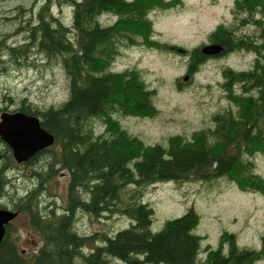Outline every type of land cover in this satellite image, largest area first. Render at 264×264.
<instances>
[{
  "label": "trees",
  "instance_id": "1",
  "mask_svg": "<svg viewBox=\"0 0 264 264\" xmlns=\"http://www.w3.org/2000/svg\"><path fill=\"white\" fill-rule=\"evenodd\" d=\"M182 2L32 0L16 5L12 18H18V25L0 34V76L25 67H58L65 95L49 104L26 93L0 97V112L35 115L54 136L51 145L21 162L0 137V208L26 213L42 240L25 255L8 222L0 264H250L261 256L259 250L240 246L236 233L227 230L215 245H203L200 216L192 207L153 230L154 208L140 199L147 185L168 180L226 177L245 189L264 187L251 159L255 151H264V0H233L238 22L220 23L209 33L211 41L223 45L221 54L238 49L255 54L248 68L222 69L219 84L233 105L214 112L211 125L151 143L122 124L124 117L158 111L155 90L137 69L113 68L126 47L144 43L186 54L190 76L210 58L198 46L152 37L150 12ZM56 4L70 7V20L54 10ZM105 14L115 19L107 23L101 18ZM238 23H252L258 32L238 33ZM18 32L22 38L10 41ZM21 166L28 170L16 171ZM61 170L69 174L63 202L48 189L49 179ZM99 215H121L129 222L113 230L81 229L83 217Z\"/></svg>",
  "mask_w": 264,
  "mask_h": 264
},
{
  "label": "rangeland",
  "instance_id": "2",
  "mask_svg": "<svg viewBox=\"0 0 264 264\" xmlns=\"http://www.w3.org/2000/svg\"><path fill=\"white\" fill-rule=\"evenodd\" d=\"M31 1L0 0V34L12 31L18 25V18H12L18 12L16 5L27 6ZM232 6L233 0H183L177 7L155 9L150 12L154 27L152 37L181 47L201 48L212 42L209 33L218 24L231 26L238 22ZM54 10L70 20L69 6L60 8L56 4ZM101 18L107 23L115 19L110 14ZM242 31L255 35L258 27L252 23H238L237 32ZM22 36L23 33L18 32L9 40H18ZM254 56L252 51L244 49L212 55L190 76L186 71V54L144 43L126 47L115 60L113 68L137 69L146 84L154 88V103L158 111L154 115L124 117L122 124L145 142H165L166 137L173 133L190 136L193 130L211 125L214 112L232 104L219 84L222 69L226 66L248 68ZM38 66H42L40 62ZM7 92L15 95L26 93L37 101L49 104L64 97V75L58 67L46 70L25 67L0 76V97ZM251 159L255 163V171L264 178V151H255ZM17 170L26 171L28 167L21 166ZM68 177L67 170H61L48 181V189L62 202L66 197ZM20 181L21 178L16 176L15 182ZM140 199L154 208L153 230L160 229L165 219L181 215L192 207L200 216L197 230L204 236L203 245H215L224 230L232 231L236 233L240 246L259 250L261 256L250 264H264V187L260 190L245 189L226 177L211 181L168 180L147 185ZM11 222V235L25 255L37 250L42 240L31 227L27 214L18 211ZM128 222L121 215L88 216L83 217L81 229L86 232L113 230Z\"/></svg>",
  "mask_w": 264,
  "mask_h": 264
},
{
  "label": "water",
  "instance_id": "3",
  "mask_svg": "<svg viewBox=\"0 0 264 264\" xmlns=\"http://www.w3.org/2000/svg\"><path fill=\"white\" fill-rule=\"evenodd\" d=\"M199 50L207 55H218L223 52V45L220 42H211ZM0 137L11 147L18 162L27 160L54 141L53 134L40 124L38 117L20 110L0 112ZM17 213V210L0 208V240L5 233L6 224Z\"/></svg>",
  "mask_w": 264,
  "mask_h": 264
},
{
  "label": "flooded vegetation",
  "instance_id": "4",
  "mask_svg": "<svg viewBox=\"0 0 264 264\" xmlns=\"http://www.w3.org/2000/svg\"><path fill=\"white\" fill-rule=\"evenodd\" d=\"M209 56H211V55H209Z\"/></svg>",
  "mask_w": 264,
  "mask_h": 264
}]
</instances>
